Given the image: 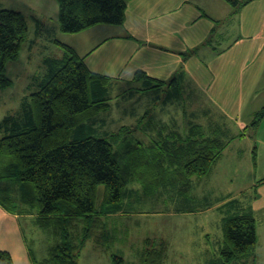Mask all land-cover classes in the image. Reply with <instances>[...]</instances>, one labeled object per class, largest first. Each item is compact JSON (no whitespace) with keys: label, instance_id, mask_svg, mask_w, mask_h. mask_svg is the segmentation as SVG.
<instances>
[{"label":"trees","instance_id":"trees-1","mask_svg":"<svg viewBox=\"0 0 264 264\" xmlns=\"http://www.w3.org/2000/svg\"><path fill=\"white\" fill-rule=\"evenodd\" d=\"M54 1L58 6L59 31L78 34L99 25L122 26L130 0ZM224 2L233 9L232 14L245 4L239 0ZM30 16L34 23V40L28 43L29 51L43 41L44 48L57 45L63 56H44L45 71L34 80L37 90L21 103L19 112L6 115L0 121V205L11 208L5 202L9 199L1 194L10 195L6 189L8 184L15 187L13 202L34 208L38 227L58 236L59 242L50 248L49 257L40 263L32 260L31 264H78L76 257L85 242L97 237L104 227L107 230L106 220L120 210L124 187L135 178L144 188L149 186L138 170L150 176L155 173L161 181L169 179L165 189L175 184V179H170L173 172L181 179L177 178V182L191 187L188 179L206 176L233 138L221 139L217 134L222 129L218 126V133L210 136L199 125L191 124L189 131L194 136L191 138L189 132L182 134L183 144L174 147L175 143L162 142L175 150L182 147L178 151L182 158L178 159L165 145L163 149L154 148L152 154L149 145L138 144L125 135L109 134L101 130L102 126L95 127L96 117L111 107V90L119 87L113 88L110 77L91 72L72 47L55 39L54 26H45L34 14ZM27 33L26 17L21 12L0 8V89L11 84L5 76V68L8 62L18 58L22 45L28 41ZM196 50L182 56L187 57ZM138 81L142 82L143 92L166 85L143 71L135 73L132 82ZM176 85L175 77L167 83L168 87ZM131 89L127 86L124 91L127 94ZM253 117L252 129L263 119L264 109ZM175 136L178 140L180 134L173 131L166 139ZM187 137L190 139L185 141ZM163 163L170 164L168 177ZM98 188H103L100 210L95 207ZM14 212L23 211L18 208ZM222 231L221 256L210 259L208 264L215 261L224 264L246 257L255 259L257 231L250 208H242L234 200L222 219ZM158 255L157 250H152L146 256V264H155ZM110 262L123 264L124 259L113 253ZM0 264H14L7 251H0Z\"/></svg>","mask_w":264,"mask_h":264},{"label":"crops","instance_id":"crops-1","mask_svg":"<svg viewBox=\"0 0 264 264\" xmlns=\"http://www.w3.org/2000/svg\"><path fill=\"white\" fill-rule=\"evenodd\" d=\"M239 2L245 4L232 14L233 9L224 0H130L122 26L99 25L78 34H63L58 25L50 22H57L58 11L54 6L51 16L47 12L36 11L35 6L33 14L36 12L35 18L45 26H55L52 27L54 38L72 47L91 72L110 77L113 88L142 87L141 81L132 80L137 71H143L154 79L166 82L160 89L147 90L156 102L163 100L164 104L173 105L202 92L209 107L221 113L222 118L230 120L228 128L219 126L214 121L209 122L210 128L207 130L202 127L205 134L215 136L220 130L216 128L218 126L223 132L217 134L221 139L225 141L233 138L228 141L224 153L231 143L249 139L245 130L254 114L264 109V0ZM228 27L231 28L229 31ZM195 48L197 50L194 53L182 56ZM173 77L176 78L177 85L168 87L167 83ZM249 105L250 113L243 119L240 114ZM263 121L264 117L255 129ZM169 122L174 124L172 118ZM188 127L190 129V124ZM189 129L172 131L182 134L189 132L192 138L194 133ZM240 134L244 135L239 136ZM189 139L187 137L185 141ZM154 143L148 144L152 154L154 148L158 146L163 149L165 145L173 157L182 158L178 154L181 146L175 150L160 141ZM260 143L264 145V141L261 140ZM255 156L257 159V152ZM163 165L168 177L171 175L170 164ZM138 173L147 180L149 186L144 188L136 178L132 179L122 191V203L124 196L133 197V190L141 192L144 189L151 195L169 183V179L161 181L156 178L155 173L152 176L143 170H138ZM172 178L175 179L174 186H179L177 189L187 196L192 187L177 182L181 179L176 172H173L170 179ZM199 178L202 176H191L188 183L192 184ZM134 184L138 189L133 188ZM11 187L6 188L10 195L1 194V197L9 199L5 202L11 208L0 205V251H7L14 264H31L35 258L24 230H29V236H38L39 240L41 238L38 231L48 230L41 229L36 224L38 215L34 208L13 202L14 192ZM216 202L217 199L213 201ZM213 203L207 207H211ZM125 207L132 209L128 204ZM18 208L23 212L16 214L14 211ZM124 210L122 204L120 210L109 217L116 214L128 215L122 214ZM174 211V215L192 214L188 209ZM88 241L89 239L86 242ZM93 261L95 259L92 258L90 263Z\"/></svg>","mask_w":264,"mask_h":264},{"label":"rangeland","instance_id":"rangeland-1","mask_svg":"<svg viewBox=\"0 0 264 264\" xmlns=\"http://www.w3.org/2000/svg\"><path fill=\"white\" fill-rule=\"evenodd\" d=\"M33 6L36 11L47 12L50 16L52 6L58 11L53 0H0V8L21 12L28 25V41L22 45L18 58L8 62L5 68V76L10 79L11 84L8 88L0 89V121L6 115L19 112L21 103L37 90L34 80L45 71L44 56H63V51L54 44L44 48L43 41L29 51L28 43L34 40V23L30 16L34 11ZM50 22L57 26V22ZM227 29L229 31L231 28ZM124 90L123 87L111 90V107L106 113L96 117L95 127L102 126L101 130H107L109 134L125 135L138 144L148 145L161 140L168 144L175 143L176 147L178 143L183 144L184 140L182 133H179L178 140L176 136L167 140V134H172V130L189 129L188 124H197L207 130L210 128V121L228 128L230 123L227 118H222L221 113L209 107L202 92L170 105L164 104L163 100L154 101L153 95L147 90L143 92L140 86L134 87L127 94ZM249 107L250 105L241 112L243 119L249 115ZM170 118L174 124L169 122ZM250 124L245 130L249 139L231 143L210 172L191 184L192 189L187 196L177 189L179 186L161 188L151 195L144 189L141 192L133 190V197L124 196L122 204L125 210L122 214L128 215L116 214L108 220L103 217L110 232L104 227V231L98 232L97 237L90 238L76 257L77 263L111 264V254L116 253L124 259L123 264H146V256L152 250H157L159 255L155 264H208L210 259L221 256L219 251L224 244L221 221L228 205L236 200L242 208L251 209L256 221L255 259L246 257L228 263L221 261L224 264H264V145L260 143L261 140L264 141V121L256 129L250 128ZM255 185L257 187L254 189ZM132 186L138 189L135 184ZM8 187L11 185L8 184ZM11 189L13 191L15 187ZM102 192L103 188H98L95 203L97 210L102 206ZM216 199L217 202L213 203ZM211 203L212 206L207 207ZM127 204L132 209H126ZM182 209H188L192 214L172 213ZM24 231L38 263L47 259L50 248L59 242L58 236L44 230L38 231L41 240L38 236L31 238L29 230ZM92 258L95 262L90 263ZM214 264L220 262L215 261Z\"/></svg>","mask_w":264,"mask_h":264}]
</instances>
